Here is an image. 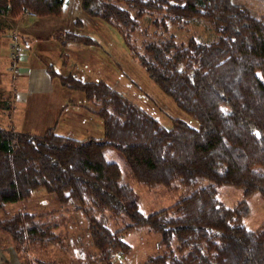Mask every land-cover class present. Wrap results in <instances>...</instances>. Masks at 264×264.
Wrapping results in <instances>:
<instances>
[{
  "label": "trees",
  "instance_id": "obj_1",
  "mask_svg": "<svg viewBox=\"0 0 264 264\" xmlns=\"http://www.w3.org/2000/svg\"><path fill=\"white\" fill-rule=\"evenodd\" d=\"M62 3L0 0V12L11 18L24 10L39 17L59 15ZM79 7L114 25L130 56L197 125L174 117L163 127L104 81L59 75L62 85L82 91L97 106L92 113L101 120L102 133L74 138L56 133L53 125L39 134L0 126V208L28 198L37 187L60 203L75 200L88 241L104 264H113L129 249L121 233L141 224L155 230L164 245L143 264H264V220L256 229L245 227V199L228 207L215 192L227 184L240 188L243 196L257 192L264 200V15L232 0H80ZM143 15L162 28L166 22L181 27L199 18L215 37L176 41L169 34L141 39L138 49L128 39ZM72 22L81 26L78 18ZM50 37L62 46L95 44L88 35L61 28L51 30ZM45 70L55 75L50 65ZM106 147L122 156L135 179L165 185L177 179L192 188L172 204L143 214L132 188L120 180L118 165L104 159ZM198 177L206 183L194 187ZM86 202L129 222L110 230L89 213ZM42 215L16 212L0 219L17 258L24 242L55 241L56 221ZM30 262L53 264L36 257Z\"/></svg>",
  "mask_w": 264,
  "mask_h": 264
},
{
  "label": "rangeland",
  "instance_id": "obj_2",
  "mask_svg": "<svg viewBox=\"0 0 264 264\" xmlns=\"http://www.w3.org/2000/svg\"><path fill=\"white\" fill-rule=\"evenodd\" d=\"M79 1L63 0L59 15L39 17L24 10L11 18L0 12V126L39 134L53 125L56 133L65 136H100L101 120L92 113L97 106L86 100L82 91L60 83L59 75L68 73L80 80L104 81L163 127H169L174 117L196 126V120L179 109L130 56L129 47L118 29L84 14ZM232 1L247 7L255 15H264V0ZM73 18L80 20V27L73 24ZM56 28L88 35L95 44L83 47L70 42L62 46L50 37L51 30ZM169 34L176 41H184L189 36L199 41L215 37L209 25L199 18L186 20L181 27L166 22L165 28H162L152 25L149 15H143L138 27L131 31L128 42L140 49L141 39L165 38ZM11 44L18 49L14 56L10 51ZM47 65L53 68L54 76L46 72ZM103 155L105 160L118 165L120 180L132 188L137 208L143 214L172 204L192 188L177 179L168 185L135 179L116 150L106 147ZM204 183L206 180L198 177L194 187ZM215 192L217 199L228 207L245 199L247 212L241 218L242 224L250 229L261 225L264 200L259 193L243 196L240 188L227 184L219 185ZM77 206L73 199L60 203L54 194L45 192L41 187L33 189L26 199L5 203L0 208V219L16 212H29L43 214L40 217L43 220L56 221L52 227L55 241L48 244L24 242L20 258L15 257L14 242L0 230L7 263L31 264L30 259L36 257L53 264H104L88 241L86 220ZM85 208H89V213L100 218L110 230L129 222L127 217L94 208L90 202H86ZM121 237L129 249L119 254L113 264H143L164 248L163 244H159V234L144 224L123 231Z\"/></svg>",
  "mask_w": 264,
  "mask_h": 264
},
{
  "label": "crops",
  "instance_id": "obj_3",
  "mask_svg": "<svg viewBox=\"0 0 264 264\" xmlns=\"http://www.w3.org/2000/svg\"><path fill=\"white\" fill-rule=\"evenodd\" d=\"M83 47H85L84 45H83ZM87 47V46H86ZM2 234L0 233V239H2V236H1ZM4 249H5V244H3L1 241H0V264H2V262H6V264H8L7 262H9L8 260H6L5 258H4ZM6 250V249H5ZM8 253V252H7ZM15 257H17L16 255H15Z\"/></svg>",
  "mask_w": 264,
  "mask_h": 264
},
{
  "label": "built area",
  "instance_id": "obj_4",
  "mask_svg": "<svg viewBox=\"0 0 264 264\" xmlns=\"http://www.w3.org/2000/svg\"><path fill=\"white\" fill-rule=\"evenodd\" d=\"M13 45L14 44H11V46H10V51L12 53V56L16 55L15 53H17V50H18L17 48L13 47Z\"/></svg>",
  "mask_w": 264,
  "mask_h": 264
}]
</instances>
